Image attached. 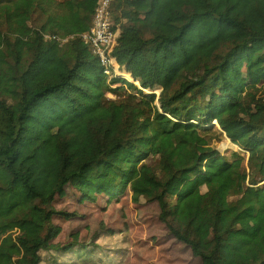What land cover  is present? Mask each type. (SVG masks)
Here are the masks:
<instances>
[{
  "label": "trees",
  "instance_id": "trees-1",
  "mask_svg": "<svg viewBox=\"0 0 264 264\" xmlns=\"http://www.w3.org/2000/svg\"><path fill=\"white\" fill-rule=\"evenodd\" d=\"M120 1L130 78L81 41L99 0H0V264H264V0Z\"/></svg>",
  "mask_w": 264,
  "mask_h": 264
},
{
  "label": "rangeland",
  "instance_id": "rangeland-1",
  "mask_svg": "<svg viewBox=\"0 0 264 264\" xmlns=\"http://www.w3.org/2000/svg\"><path fill=\"white\" fill-rule=\"evenodd\" d=\"M117 3H118V1H116V4ZM119 3L121 4L120 0H119ZM58 38L60 40L65 41L69 37H67V38L58 37ZM86 45H88V44H86ZM114 67L116 69L115 72L118 73V75H122V76L126 75L124 77H127L128 73L126 74V70H125L126 65L115 62V63H113V69H114ZM148 92H150V91H148ZM108 97L111 98L112 96L108 95ZM11 99L13 101H15L17 99V96L12 95ZM194 136H195V143H194L192 151H191L192 157L196 158L200 167L202 169H204L205 171L209 172L210 174L216 173L224 167V163L227 162V158H228V153H227L228 149L237 148V146H235V145L233 146L230 143H228V145L226 144V142H231V141L228 138H226V136L224 134H222V136L218 137V136H213L210 134L204 135L202 133H196ZM158 166H159V168H164V165L162 162H159ZM156 179L158 180V182L160 184H166L167 183V177L165 175V171L158 170ZM156 188H157L156 185H152L147 191H143V193L145 192V194L147 195L149 192H154L156 190ZM194 202L196 203V201H194ZM127 204H128V202H127ZM108 212H110V211H108ZM151 212H152V214H156V207L155 206L152 207ZM141 219L143 220L144 217L142 216ZM157 230H158L157 225H153L151 227V229L148 231L150 239L154 240V239L158 238V240H160V239L164 238V236L166 234L165 231H163V230L157 231ZM129 234L131 237V241L137 240L138 237H136L133 230L130 231ZM252 244L254 246H256L258 244H264V233H262L259 237H257L255 240H253ZM130 245H131V243H130ZM136 245H138V244H136ZM132 246L133 247L130 249L131 258L129 260L132 263L136 264L135 262H137L139 256L140 255L146 256V253H145L144 249L139 247V250H138L135 245H132ZM246 262H247V260H245V259L240 260V264H246Z\"/></svg>",
  "mask_w": 264,
  "mask_h": 264
},
{
  "label": "built area",
  "instance_id": "built-area-1",
  "mask_svg": "<svg viewBox=\"0 0 264 264\" xmlns=\"http://www.w3.org/2000/svg\"><path fill=\"white\" fill-rule=\"evenodd\" d=\"M124 14V4L121 1L116 4L114 0H99L93 15L90 18V28L87 32L80 35L84 44H88L92 52L96 54L104 72L116 73L113 63L116 62V47L121 37V22ZM60 43H64L55 37Z\"/></svg>",
  "mask_w": 264,
  "mask_h": 264
},
{
  "label": "bare ground",
  "instance_id": "bare-ground-1",
  "mask_svg": "<svg viewBox=\"0 0 264 264\" xmlns=\"http://www.w3.org/2000/svg\"><path fill=\"white\" fill-rule=\"evenodd\" d=\"M126 74H127V72H126ZM127 77L130 78L129 75H127ZM228 143H230L232 145V142H226L227 145H228Z\"/></svg>",
  "mask_w": 264,
  "mask_h": 264
},
{
  "label": "water",
  "instance_id": "water-1",
  "mask_svg": "<svg viewBox=\"0 0 264 264\" xmlns=\"http://www.w3.org/2000/svg\"><path fill=\"white\" fill-rule=\"evenodd\" d=\"M125 70H126V68H125ZM123 76H126V75H123Z\"/></svg>",
  "mask_w": 264,
  "mask_h": 264
}]
</instances>
